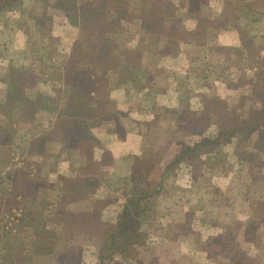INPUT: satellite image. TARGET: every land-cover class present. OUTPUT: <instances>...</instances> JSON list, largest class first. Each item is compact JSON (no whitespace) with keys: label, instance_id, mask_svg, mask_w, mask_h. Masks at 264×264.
Here are the masks:
<instances>
[{"label":"rangeland","instance_id":"obj_1","mask_svg":"<svg viewBox=\"0 0 264 264\" xmlns=\"http://www.w3.org/2000/svg\"><path fill=\"white\" fill-rule=\"evenodd\" d=\"M37 1L39 7L37 6L36 12L40 13L37 18L43 20L44 9L51 10L50 7L55 0H50L52 5L49 0ZM120 2L116 0L112 2L114 6L111 4L107 9L100 7L98 9L94 1H85L79 5L77 15L70 16L65 14L64 9L56 7L52 13L50 12L53 18L45 21L42 30L37 27V22L31 23L32 38L29 39L26 30L28 27L26 22L22 21H18L19 25L10 24L15 30L12 32L13 36L7 34L0 37V43L5 44L0 55V177L12 175L14 170H21L20 168L24 167L28 173L26 176L34 180L37 186L34 191L37 200L33 202L34 197L31 196L24 199L19 195L12 199L9 195L10 185L0 181V264H56L52 254L33 253L35 236L30 233L31 229L28 226L19 223V219L24 217L39 225L44 214L52 216L55 211L52 204L58 202L60 189L62 186L68 187L75 176L92 179L94 186L86 190L82 196L87 201L77 204L75 200L71 207L81 210L92 205L96 211L93 216L77 222L75 232H71L76 240L64 243L57 251H63L68 245L75 244L76 249L67 256L66 264H98L100 250L98 241L103 226L115 222L117 213L125 202V194L138 172L143 170L149 172L146 175L148 184L158 187L163 170L188 144L227 130L229 106H233L234 110L237 108L244 116L247 110L259 109L262 104L261 95L253 94L238 67L243 63L245 50L253 42L256 28H259L256 26L258 24H251V17L258 9H263L264 12V0H233V14L230 17L235 21L239 16L242 27L228 33L216 29L218 22L216 24L214 21L215 17L222 13L223 0H150L157 11L165 9L167 16L168 12L175 11L176 22L167 27L168 35L174 41L171 45L162 44V38H157L156 43H153L155 35L151 33L152 42L145 47L142 45L143 41L140 42L142 34L138 33L139 23L126 20L129 12H135L134 7L128 9ZM127 2L133 4L135 0ZM35 3L34 0H26L24 11L33 13ZM167 3L172 7L166 8ZM113 17H118L120 22L115 33L107 34L108 39L113 41L112 51L115 54L128 53V50L139 52L141 62L148 68L143 71L146 72L145 77L136 83L131 98L126 99L124 92L118 90L116 75L110 76L111 79L107 81L110 83L108 93L104 91L93 95L94 98L90 101L104 102V120L112 121L121 113L127 125L125 128L120 127L119 130L124 129L116 134L101 129L104 125L100 123L101 127L91 132L95 134L94 138H98L97 140L88 142L86 146L85 139L76 140V143H81L80 146L85 150L81 153L80 150L63 145L62 132L57 129L60 111L66 102L64 99L58 95L57 98L39 107L33 99L34 95L21 90H11L5 80L10 75L8 73L10 66L22 69L25 61L22 52L31 48L35 51V56L43 59V62L39 63L34 57L36 76L43 78L39 82V90L50 96L54 93L52 90L54 85H59L62 81V73L60 70H56L55 73L54 63L64 60L69 54L82 55L88 48L87 37L82 33L80 22L89 20L104 28ZM167 18L166 20H169ZM179 27L195 34L190 35L186 32L178 34ZM47 36L53 37L55 41L48 45L39 42L41 38ZM180 37L182 40L177 45L175 40ZM84 40V47L78 46V41L81 43ZM232 41L235 43H230V47L235 46L231 52L229 50L225 52L231 55L229 65L232 71H226L218 62L217 57L220 56L221 50H216V47L220 48L219 44L222 42ZM173 46H178V49H174ZM175 50L176 55L167 54ZM84 68H87L84 73L88 76L94 70L88 65ZM228 72H231V76L229 73V81L225 82L224 77ZM43 80L51 82L45 83ZM14 84L22 85L17 81ZM150 89H153L156 96L152 99L144 98L145 92ZM73 90L71 95L76 98ZM180 91L184 97L190 99L191 106H186L188 100L186 103L185 99L178 105L176 94ZM141 98L144 99L140 101ZM155 104L158 106L155 112L157 115L144 114L153 111ZM49 108L52 110L49 111ZM133 118L144 121L135 122ZM148 123H152L151 126H146ZM128 130L145 133L142 145L138 138L127 137L132 132H127ZM54 133L60 139L51 138ZM241 140L238 151L236 147V153L242 157L236 158L234 153V162L229 161L225 153L233 149L234 145L231 142H219L200 147L198 154L194 156L196 161L191 162L193 160L191 158L180 163L176 169H171L167 187L161 189L155 201L153 216L159 219L157 222L161 224L172 221L176 227L174 226L175 230L173 228L170 230L169 227L167 232L161 229L162 225L155 230L144 227L148 232L146 247L140 253L143 264H151L153 261L154 264H227L229 259L224 257V254L216 252L217 245L214 241L216 236L222 237L224 231L225 234L230 231L231 235H234L231 239L235 242L233 245L227 243V248L223 252L226 254L228 251L233 252L236 243L241 248V253L234 251L231 256L227 254L233 264H264V219L260 220L259 225L250 223L246 236L233 225L236 221L240 225L239 222L250 216L253 210L243 203V194L233 198L235 191L232 190L239 186L236 192L239 193L244 188L246 193L249 192V196L254 194L258 196L264 191V147L261 144L257 146V141H260L259 134L253 132ZM102 143L108 151L105 159V153L100 151ZM149 143H152V146L144 149ZM235 143L238 145V142ZM140 151L145 153L142 154ZM250 151L253 152V158H245ZM216 167H224L223 172L227 171L229 175L219 176ZM176 183V186L183 188L182 191L175 187ZM216 186L225 192L218 199ZM181 192L194 196V205L197 208L191 209L189 203L170 206L173 202L171 197L176 198ZM175 193L178 195L175 196ZM38 209L41 210V221L34 219V213ZM27 210L35 212L31 211V215L26 216ZM203 217H206V223L202 221ZM39 218L37 216V219ZM52 220L54 218H49L47 222ZM51 226L56 227L49 225L50 228ZM18 252L21 253V257L17 256Z\"/></svg>","mask_w":264,"mask_h":264},{"label":"trees","instance_id":"obj_2","mask_svg":"<svg viewBox=\"0 0 264 264\" xmlns=\"http://www.w3.org/2000/svg\"><path fill=\"white\" fill-rule=\"evenodd\" d=\"M35 1L36 3L34 10L38 6V1L34 0V2ZM47 1L48 0H45V2ZM85 1H94V3L98 5V9L99 7L102 9H107L108 5L112 4V6H114L115 4H113L112 2H116V0H55L53 2V6L51 4V1L49 0V3L52 5L50 7L51 10H47L48 8L44 9L43 21L37 18L40 14L36 12L38 11L37 9L35 11L33 10V13L24 11L26 0H0V37H5L7 34H11L13 36L12 32H15V30L13 29V27H10V24L13 23L19 25L20 22L18 21H22L24 23L26 22V25L28 27L26 30L27 33H29L30 39L32 38V34L30 33V31H32L33 29L31 27L33 24L31 23H34V21L37 22V27L42 30L45 21L53 18V14H50V12L52 13V11H54L56 7L64 9L65 14L68 16L77 15L79 5ZM117 1H121L120 3L125 4L124 6H127L128 9L134 7L135 10L133 11L135 12L128 11L129 14L126 20L129 22L134 21L133 23H139L138 33L142 34L140 42L143 41V47H145L149 42H152L151 38L153 37H151V33L152 35H155L153 43H156L155 40L157 38H162V44L171 45L174 39L170 37V35H168L169 31L167 27H169L171 23L176 22V14L174 13L175 11L173 13L168 12L169 16H167L165 9L162 11H157L154 7V3L150 2V0H135L133 4H130V2H127V0ZM232 1L233 0H223L222 13H220V15L216 16L214 19L216 24L218 22L216 29L224 31L241 29V18L238 16L234 21L230 17L233 14ZM168 7L172 6L167 3L166 8ZM249 9L251 8L249 7ZM262 10L263 9L256 10V13H253L251 17V24H258L256 26L259 28H256L257 30L256 33H254L253 42L249 45V48L245 50L243 63H241V66L238 67L239 71H241L240 74L242 76H245L247 80L246 84L251 87L253 94L261 95L262 104L260 105V108L256 110H247L248 112L245 113V117L242 116L243 114L239 113L237 108L235 110L230 109L231 113H229L227 116V130L219 131L215 136L204 137L200 141H195L188 144L185 150L177 154V156H175V158L163 170L158 187L150 186L148 184L146 175L149 172L145 170L138 172L137 177L132 181L131 186L128 188L125 194V202L122 204L119 212L117 213L115 222L103 226L104 229L98 241V245L100 248L98 255V264H143L140 253L146 247V232H148L144 227H147L150 230H155L156 227H160L162 225L163 227L161 229L165 230V232L168 231L169 227L170 230L171 228L175 230L176 225L174 222L170 221L168 222V224H161V222H157L159 219L154 218L153 212L155 201L160 194L161 189H165L167 187V180L171 175V173L169 174L171 169H176L180 165V163H182L183 161H189L191 160V158H193L191 162L196 161V157L194 158V156L198 154L200 147L207 146L209 144L213 145L214 143L219 142H228L232 138H235L236 142H238V151V148L241 144L240 140L253 132H258L259 134L260 141H257V146H260L261 144V146L264 147V12H262ZM166 17H168L167 19L169 20H166ZM199 20L201 21V18ZM119 22L120 19L118 17H113L107 23V27L105 26L106 28H103L96 22H90L89 20L80 22L83 31L82 33L86 34L87 37L86 46L88 48L84 50V53L82 55L69 54L66 56V58H64V60H60L57 63H54L55 73L56 70H60L62 73V81H60L59 85H54V83H51V85H54V89L52 88L54 93L50 96H47L48 94H44L39 90V82L43 78H41V76L39 75L36 76V73L34 71V63L36 60L41 63L43 62V59L40 56H35V51L31 48H27L22 52V55L25 56V61L22 69H16L13 66H10L8 72L10 73V75L7 79L10 81L5 80L7 85L12 88L11 90H21L23 92H28L29 94L34 95L35 98L33 99L39 105V107L43 106V104L45 105V102L57 98L58 95L62 99H64L66 102H64L65 105L60 111V117L58 120L59 124L57 123V129L62 132L61 138L64 142L63 145H65L67 148L80 150L81 153H84L85 150H83V146H80L81 143H76V140L80 138L85 139V144L83 143L85 146L88 144V142L97 140L98 138H94L95 134H92L91 132L95 128H100V125H102L100 123H103L104 125V128L101 129H104V131L115 132L116 134L122 131L127 125L126 119L123 118L121 113H119L120 116L118 114L116 116L114 115L115 118L112 121L104 120V102H102L101 100L97 102H94L95 100L93 102L90 101L92 98H94L93 95L97 92H107L110 86V83H108L107 81H109V78L111 79L110 76L116 75L115 78L118 83V90H122L127 98H131L132 91H134L136 83H138L142 78L145 77L146 72L143 73V71L148 68V66L141 62L139 52L128 50V53L115 54L112 51L111 44L113 43V41L108 39L107 34L115 33L118 30V28L116 29V26L119 25ZM177 32L178 34H182L184 32L189 33L190 35L195 34L193 33V31L186 30V28L183 27H179ZM164 40L166 42H163ZM181 40V37L175 40L177 45H179ZM54 41L55 39L51 36H47L39 40L40 43L45 45L52 44ZM84 42L85 40L81 43L78 41L77 44L78 46L84 47ZM28 43L30 42L28 41ZM3 47H5V44L0 43V55ZM173 47L174 49H178V46ZM218 47L219 46L216 47V50H221L220 56L217 57L218 62L223 65V69H225L226 71H232V68H230L229 65L231 55L225 54V52H227V50L231 52L233 46H220V48ZM167 48H172V46H167ZM147 50H149V48ZM176 52L177 50L170 51L167 54L176 55ZM34 57L36 58V60H34ZM85 65H88L89 68L94 69L91 73H89V76L85 75L84 73V70L87 69L84 68ZM229 73L231 76V72H228L224 77L225 82L229 81ZM15 81L21 83L22 85L16 86L14 84ZM43 82L48 83L51 81L43 80ZM154 88L158 89L159 87ZM72 89H74L73 91L76 98L71 95ZM31 91L34 92L31 93ZM155 96L156 94L154 93L153 89H150V91H146L144 94V98L147 97L149 99H152ZM144 98H141L140 101H142ZM184 99L189 100L187 96H183L181 103L184 101ZM186 106H188V104ZM157 107L158 106L155 104L153 112H156V110L158 109ZM48 110L50 111L52 110V108H49ZM150 124L152 123H148L146 124V126ZM120 127L124 128L122 130H119ZM130 131L132 130H128L127 132ZM141 136H145V133L142 132ZM55 137L59 138L57 135H55V133L54 135H51V138ZM242 141L243 140H241V142ZM151 144L152 143L146 144L144 149H146L148 146L151 147ZM257 146L255 143L254 148H256ZM143 152L145 153V151ZM252 153V151L248 152L245 158H253ZM237 155L238 157H240V154ZM107 156L108 151L105 152L104 159L107 158ZM20 169L21 170H14L11 173L12 175L9 174L5 177H0V181L6 182L8 185H10L11 190L9 195L12 199H16V197H18L19 195H21L24 199L29 198V196L34 197L36 195V192H34L37 187L36 182L26 176V174L28 173H26L24 167ZM224 169V167H216V173H227V171L223 172L225 171ZM70 183V186H62V189H60L58 202L52 204V206L55 207V211L52 216L44 214L45 216L43 217L42 222H39V225L27 220V218L24 217L19 219V223L22 226H28L31 229L30 233L35 236V240L33 242V253L38 254L41 252V254L44 253V255H48V253L52 254L56 264H66L65 261H67V256L70 254V252L73 253V251L76 249L75 244L68 245L67 247L63 248V251H57L58 247H62V245L68 241L74 242L76 239L75 236L73 237V233L76 230L77 222L80 219L85 220V218L93 216L94 211H96L94 208H92V205H90V207L85 206L86 208L84 209L81 208V210L83 211L78 210V208L71 207L75 200L77 201V204H83L85 201H87L85 198H82V196L86 193V190L94 186L92 179H89L88 177L75 176V178L72 179ZM176 185L177 183L175 184V187L178 188L179 186ZM182 189L179 187L178 190L182 191ZM224 193V191L220 190L216 186V199H218L220 195L223 196ZM209 194H211V191H209ZM240 194L244 195L243 203H248L247 206L253 211L249 216L248 222H246L245 224H241V222H239L240 225H238L236 221L233 225L235 227L237 226V230H243L244 236H246L248 230L250 229L249 227H247V224L253 223L259 225L260 220L262 221L264 219V191H262V193H259L258 196H256V194H254V196H249V192L246 193V190L242 188L239 193L236 192L233 194V198H236ZM176 195L178 194L175 193V196ZM34 198H32L33 202L34 200H37L36 198ZM171 198L173 199V202L171 200L172 204L170 203V206L175 207L178 205L180 206L182 204L189 203L191 209L197 208L194 205V196H191L189 194L181 192L180 196ZM182 201L184 202L182 203ZM31 211L35 212L34 210H27L28 214H26V216L31 215ZM43 211L44 210H42V212ZM40 213L41 210L39 209L36 213H34L35 220L41 221L40 219L42 217ZM98 214L100 213L98 212ZM37 216H39L40 218L37 219ZM49 218H54V220L47 222ZM205 218L206 217L202 218V221L204 223L207 222ZM49 225H54L56 227L51 226L52 228H50ZM216 225H218V222H216ZM231 238H234V235H231L230 231L226 232V234L224 231L222 237L216 236V239L213 238L214 241H216L215 244L217 245L216 252H218L220 255L224 254V257H227L229 259L227 264H233L232 260H230L227 254L231 256V254L235 252L241 253L240 245L237 243L235 245V249H233L235 252L228 251L227 254L223 252V250L225 251V248H227V243H232L233 245V243L235 242L234 239ZM245 239L247 240V238ZM221 240H224V242H222ZM25 250L28 249L25 248ZM18 255H20L21 257L20 252L17 253V256ZM18 263H20V259ZM151 264H154V261Z\"/></svg>","mask_w":264,"mask_h":264},{"label":"crops","instance_id":"obj_3","mask_svg":"<svg viewBox=\"0 0 264 264\" xmlns=\"http://www.w3.org/2000/svg\"><path fill=\"white\" fill-rule=\"evenodd\" d=\"M229 31H231V30H226V32L228 33ZM223 32V31H222ZM227 36H229V35H227ZM230 43H235V41H232V42H222L221 44H223L224 46H230L229 44ZM221 44H219L220 46H223V45H221ZM233 46H235V45H233ZM185 76H186V74H184ZM187 75H190V74H187ZM189 78H190V76H188ZM183 92L182 91H180V92H178L177 94H176V96H177V100H178V105L179 104H181V100H182V98H183ZM126 99H127V97H126ZM187 100V99H186ZM188 105L189 106H191L192 104H190V99L188 100ZM227 108V107H226ZM225 108V109H226ZM230 109H234V107L232 106H229L228 108H227V113L229 114L230 113ZM140 113V112H139ZM144 114H151V115H157V113H155V112H153V111H150V113H144ZM228 116V115H227ZM133 121H135V122H139V121H144V119L143 120H139V119H136V118H133ZM218 133L216 132V135H217ZM130 136H132V137H136V138H138L139 139V141H140V145H142V142H143V137L141 136V132L139 131V130H137V131H132L131 133H129V135H127V137L129 138ZM126 137V139H128ZM135 141L136 142H138L139 143V141L137 140V139H135ZM228 142H231L232 143V145H234V148L233 149H230V150H228V152L226 151L225 153H226V156L228 157V160L229 161H233L234 162V160L235 159H233V156H234V153H235V156L234 157H236L237 158V153H236V147H237V145H236V139L235 138H232L230 141H228ZM99 146V145H98ZM140 147V146H139ZM105 149V150H104ZM140 150H141V148H139ZM100 151H101V153H105L106 151H107V148H106V146H103V143L100 145ZM104 151V152H103ZM235 151V152H234ZM140 153H142V151H140ZM142 154H144V152L142 153ZM116 158H118V157H116ZM119 159H121L120 157H119ZM232 162V163H233ZM232 169H234V167H232ZM224 175V176H228L229 174H227V173H219L218 175L219 176H221V175ZM239 186H237L236 188H234V190H232V191H235V193H236V191L239 189L238 188ZM223 188V187H222ZM224 189V188H223ZM230 191H231V189H230ZM248 204V203H247ZM246 204V205H247ZM247 208H248V206H247ZM231 212V211H230ZM238 217V216H237ZM244 218V217H243ZM238 220V219H237ZM248 220H249V216H246V218H244V220L241 222L242 224H245L246 222H248ZM250 224V223H249ZM249 224H247V227H249ZM239 231H242L243 233H244V231L243 230H239Z\"/></svg>","mask_w":264,"mask_h":264}]
</instances>
